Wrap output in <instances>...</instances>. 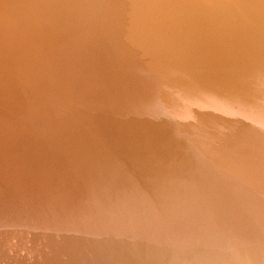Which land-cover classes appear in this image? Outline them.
I'll list each match as a JSON object with an SVG mask.
<instances>
[{"label": "bare ground", "instance_id": "bare-ground-1", "mask_svg": "<svg viewBox=\"0 0 264 264\" xmlns=\"http://www.w3.org/2000/svg\"><path fill=\"white\" fill-rule=\"evenodd\" d=\"M62 1H63V3H62ZM69 1H71V0H0V264H47V262H48V264H56L53 262L54 260H52V258H51L53 255L48 256L46 252H44V253L39 252V249L41 247V245H39L40 244L39 238L41 239V234L44 236L47 235V237L50 235V239H51V236H54V239L58 237L59 239H57V241L60 240L63 243H65L67 246H69L70 251L69 250L67 251L68 247H66V248L64 247L65 249L63 248L61 250V248H58V246H56L54 244L53 240H48L49 241L48 243L50 245H52V247L53 246L55 248L57 247L56 249L58 251L61 250L59 252V255H61L63 258H65L68 262L73 260L76 263L77 262L76 260L78 258V260H80L79 261L80 263H85V264H88V263L89 264H134V263L138 264L137 260L140 257H142L143 254L146 253L144 250L148 251V245L144 244V246L141 247L140 244L138 243V241L134 238V234L132 232L135 230L134 228H137L138 224L140 223L139 215L140 216H141V214L143 216L147 215V212H148L147 208H148L149 202L147 203V201H148L147 197L145 196V193L142 192L144 190L141 188L142 191H140V190L138 191V189H136V187H135L136 186L134 184L135 181L133 182V179L131 177L132 175L130 174V172L128 170L129 168H127V165H126L125 159H128L127 156L125 157V159H124V157L122 158L121 156L119 157L120 159L117 157L118 156L117 151H118V154H119V152L123 153L122 147L124 145H127L129 142H130V144L136 143L137 141L132 140L133 142H131L130 136H127V134L124 133L123 128H122L123 134H125L124 136H127L125 138L129 139L127 144H125L126 141H125L124 145L121 144L123 142V140L125 139V138L123 139L122 136H120L122 139V141L120 139V141H121L120 144H119V142H117L118 140H116L115 137L113 140L110 138L115 134L114 130H116V128H114V130H113V127H112L113 125L110 126V124H114L115 122L118 121L116 119L117 121H115L114 123H111V121H112L111 119H114V118L110 117V119H108V115H110V113L112 112V111H110V108H108V107L109 106L111 107L112 104L108 105V107L106 108V104L102 103L103 105L105 104V108L109 109V111H110V113H108V115L106 114L105 117L107 118L106 120H108V121L110 120V122H108L109 126H107V127L108 128L111 127L113 130L112 132H114V134L112 132L111 133L109 132V131H111V129L109 130L108 128H105V130L108 129L109 131L108 130L107 131L110 134H112V136H109L110 134H108V136H109L108 137L107 133L104 132L105 130L102 129V127H101V129L100 128L96 129L98 126L96 125L97 126L96 127L95 124H98V122L100 120L103 122L105 127L107 125L106 122L104 123V121H103L105 119L103 114L100 113L101 115H103V118L100 115L103 120L100 119L98 116H96L99 119L95 118L98 120V122L94 121V122H96L93 126L95 128H92V126L89 122H88V124H89L88 125L84 121L85 116H83L84 117V119H83V117H81L80 114L78 113V109L81 107V110H82L83 107H85L84 109L88 110V107L90 106L89 104L93 105V103L95 101L92 103L90 101V103L87 105L88 107L85 106L86 104L83 105L84 103H82V102H86V101L85 100L82 101L83 96L81 97V95L86 96V94H84L85 92L83 91L84 87L81 88V86L78 84V83H80L79 81L81 78H79V81H75L78 83L74 82L75 83L74 84L70 80L71 79L70 73H68V75H66L67 74L66 73L65 76H66V78L68 76L70 77V79H68L69 77L67 79H68V81L69 80L71 81V84L73 83L74 86L76 84L79 85V87H78L79 89H77L79 94H76V92H74L75 95L72 96L69 93L70 92V88H69L70 86H67L69 88V89H67V90H69L68 91L69 94H67L66 93L67 91L66 90L63 91L62 90L63 87L61 86V89H59V90H62L66 95L61 96L58 93L60 95V97H57L59 95H57V94H56V96L50 95L49 93L45 92L44 87L41 85L42 81L40 82L39 78L35 76V74L40 73L39 70H41V66H40V68H38L36 66V61H39L38 59L41 58L40 57V55H42L41 53L44 52V55H46L49 52V50H53L55 52V51H59L61 49V47H60L61 45L60 46L58 45L60 47V49L58 48L59 50L53 49V47L54 48L57 47L55 43H54L55 46H53V43L50 41L53 38V34L55 36H56V34H59V33L62 34L70 28L76 30L78 27L77 25L78 24L83 25V22L85 21V19L89 20V18L93 19L95 17V14L94 15L92 14L93 12L98 13L99 10L102 11L104 9V8L103 9L101 8L104 0H85L86 5L84 3L83 8L85 10H87V12L88 11L89 12L86 15H78V16H76L77 14L74 13L73 16H76L77 20L79 19V17L82 16V18H81L82 20L80 22H75L76 17H75V19H73L74 17L72 16V14H70L71 18H70V16L68 18L69 9L71 8V6H69L70 5ZM77 1L79 2V0H77ZM149 1H150V3L148 2V0H144V3H145L144 7L145 8L143 7V9H142V15L143 14L148 15V12L151 11L150 14H152V17H155V15L156 16L158 15V17L159 16L162 17L163 21L167 22L168 25L169 24L171 25L172 21L176 22L178 20L177 21V27H179V28H175L176 33L178 34L177 35L178 37L175 36L177 38V39L175 38L176 39L175 43L177 44L175 49H177V50L175 52V51H173L175 49H171V51H173V53H169V50L165 51L164 49L163 50L161 49L163 47L165 48V47L169 46L168 42L172 41V40H169L168 37H166V39L168 38L167 44H166V41L163 43V41H164L163 40L162 41L163 44L157 45L158 50H156L157 51L156 53H158V54L155 53L154 47L151 46L149 43L147 44V42H146V44H143V45H145V47L148 49V61H150L149 63L152 62L153 64H155L158 67L156 68V66H155L156 70H151V69H154L152 67V65H151L152 63H151L150 67H152V68H148L149 65L144 66L145 68L140 65L138 67V69L142 67L145 69L144 71L150 70V72L153 71L154 73H156L155 71H158V70L160 71V68L158 65L160 62L159 55H162L161 57H163V58L166 57L165 61H166L167 66L165 68L168 69L167 67H170V70L173 71L174 75L175 74L178 75L176 78V82H178V85H179V81L187 82L189 79H192V78L194 79L196 77L198 80L202 79V81H201V84H202V82H204V79H205L204 77L206 76L207 72H208V75H207L208 77H210V75H212L211 74L212 71H213L212 73L215 72L216 74L220 75V72H218L219 69L216 70L213 68L210 71V73H209L208 69L209 68L211 69L213 67V65L217 66V63L218 64L221 63V65H223L222 72L224 70L226 71L224 76H227V77H225V78L229 77L231 79L230 80L229 78L228 79L224 78L225 83H226L225 85L227 86V90H228L227 95L228 94L230 95V90H231L230 86L231 85H233L235 82H237L240 79L243 82L245 81L247 86L243 90V92H245L244 94H245L246 98L245 97L244 98L246 100H248V103L244 102L241 104L242 106H244V108H243V111L240 110V112L244 113L243 116H244V119L246 120V123L251 125V126H249V132L252 130V136L254 138H257V141L254 140L255 144L260 145L262 148H264V104H262L260 102L261 107L263 106L262 111H258V113H256V109H255L256 96L259 95V93H261L264 96V0H149ZM73 3L71 2V4H73ZM108 3L109 4H107L105 12L103 11V16H102V12H100L101 17L106 18V17L110 16L112 13H114V15L111 16L112 18H114V16L117 17L118 12H119V11H117V8L119 7V4H120L119 0H111L110 2L108 0ZM129 4H131V3H129ZM75 7H76V5H75ZM73 8H74V6H73ZM120 8H121V6H120ZM73 10H74L73 12H75V9H73ZM122 10H125V9L123 8ZM79 11H80V9H79ZM122 13H124V12H121V14ZM81 14H82V12H81ZM83 14H84V12H83ZM70 19H71V21L69 22L68 20H70ZM152 19L154 20V18H152ZM110 20L112 21V19H110ZM153 20H150V21H153ZM148 21H149L148 18L147 19L144 18V22H143L144 23V29H145L144 31H146V32L149 31V33H150L153 30V28L148 29ZM88 22H91V21L89 20ZM130 22H132V21H130ZM115 23H117V22H115ZM158 23H159V21H158ZM120 24L118 22L117 26L113 25L110 32H108L109 29H107L106 26H105V29L107 32H105V33L101 34V32H99L98 29L96 30L98 32L94 31L97 34L98 33L101 34V35L99 34L101 36L100 37L96 33H94L96 36L100 37V40L97 39L99 42H97V40H96L97 44L95 43V41H93V43H91L90 41L95 39V36H93L94 38L91 37L92 40L89 41L90 43H88V42L87 43H88V45L95 43L96 49L93 48L92 50H97L96 52H98L99 55L97 54L98 55V57H97V55L95 54L96 52H93L95 54V56L94 55L92 56V58L93 57L94 58L89 60V64L93 63L92 66H94V63L97 64L98 62H102L103 64H99V68L102 65H104L106 68H108L110 66L107 67V65L109 62H111V60L112 61L114 60L116 63L117 62L120 63L122 57H126V54L129 55V58L131 56L132 57L134 56L135 53L132 52L134 50V47L132 48V45H136V41H135L136 39L133 37V36H135V34L130 33L128 31V30H130L129 28H128V30H127V28H121V27H124L125 25L123 26L122 24L121 25ZM102 29H104V28H101V30ZM47 31L50 32L49 37L47 36L48 35ZM53 31H54V33H53ZM70 33H71V31H70ZM68 34H67V37H70L71 35L68 36ZM136 34H138V33H136ZM175 34H173V35H175ZM107 36H111V37L109 38ZM56 37H55V39H56ZM67 37H65V39H67ZM87 38H85V39L87 40ZM89 38H90V36H89ZM108 38L110 40H112L109 43L107 42V41H109ZM154 38H155L154 40H157V36ZM57 39H58V37H57ZM85 39H84V41H81L82 43L79 42L80 40L76 43H74L72 41L71 43H69L70 45L68 44L69 46H65V48L68 47L69 50H73L74 51L73 53L71 51L68 52L69 51L68 48L66 50H65V48H62L65 51L63 50V52H61V54L59 55L60 60H62V62H64V60L66 58L67 64H68V60L69 59L71 60L72 57L74 58V53H75V55L77 54L75 52V49H77V48L80 49L82 46H84V44L86 43ZM171 39H172V37H171ZM67 40L70 41L71 38H70V40H69V38ZM64 42L66 44V40H64ZM106 42H107V44H106ZM57 44H59V43L57 42ZM137 45H140V44H137ZM137 45H136V50H137ZM71 47H74L75 49H73ZM87 47H89V46H87ZM87 47H86V49H88ZM173 47H174V45H173ZM138 48H140V47H138ZM146 48L144 49L145 53L147 52ZM83 49H82V55L85 53V52L83 53ZM188 49L189 50L191 49V50L188 51ZM53 51H50V52H53ZM76 51L78 52V50H76ZM139 51H141V50H139ZM123 52H124L125 56H123ZM56 53H59V52H56ZM56 53H54V54H56ZM80 53H81V51H80ZM121 53H122V55H121ZM131 53H133V55H131ZM141 53H143V52H141ZM141 53H139V55H138V52H137L136 54L140 57V55L142 56ZM145 53H143V58L141 57V59H144ZM88 54L89 53H87L86 55H88ZM86 55H84V56L80 55L81 56L80 60H79L80 56L78 57V55H76L77 61L86 60L88 62L89 55H88V57ZM91 55L92 54H90V56ZM128 55H127V57H128ZM194 55L195 56L197 55L200 57H198V58L195 57V59H193L194 57H192V56H194ZM55 56H57V54ZM55 56H53V57H55ZM84 57L85 58L87 57V58L84 59ZM134 58H132V59L130 58V59L136 60L138 57L136 59H134ZM54 59H52V60H54ZM130 59L128 61H130ZM211 59L213 61H215V64H213V61H209ZM40 60H42V59H40ZM47 60H49V59L47 58ZM123 60L125 61V63H127L126 58H123L122 62H123ZM54 61H56V60H54ZM77 61L73 60V63H76ZM86 61L85 62L81 61L85 72L81 68L80 69L82 70V72H80L81 70L79 69V65H78V63H80V62L76 63L77 64L76 66H78V67H76L77 70L74 69L75 67L73 68V66H75V65H73V66L68 65V66H70L72 68L71 70L73 72L74 71L76 72L77 77L79 76V75H77V74H79V72L81 74L84 72L83 74L86 75V77H84V78L87 79L89 77L88 73H90V71H92V70L94 71V69L90 70L92 68L91 65H88V66L84 65V63L86 64ZM137 61L139 62V58ZM146 61H147V59H146ZM48 62H47V64H48ZM122 62H121V65L124 64ZM42 63H43V61H42ZM59 63H60V61H59ZM59 63L57 62L56 64H59ZM71 63L72 62H70V64ZM112 63H113V65H115L114 62H112ZM112 63H111V66H112ZM128 63H127V65H128ZM139 63L140 64L143 63L145 65L148 62L145 63L143 60L142 63L141 62H139ZM139 63L136 66L134 65L136 67V69H134L135 67L133 66L134 70H138L137 66L139 65ZM37 64H38V62H37ZM47 64L45 66H47ZM56 64L54 66H56ZM133 64H136V62L135 63L133 62ZM242 64H244V66H246L244 68V70L247 73L243 72V74L238 75L239 74L238 70H235L234 68L237 66H240ZM42 65H44V64H42ZM59 65L65 66V64L63 65L62 63ZM129 65H132V64L129 63ZM49 66H50V64H49ZM104 66H102V67H104ZM117 66H120V65H117ZM56 67H58V65ZM70 67L69 68L66 67V69L67 68L70 69ZM80 67H81V65H80ZM95 67H98V65L97 66L95 65ZM102 67L100 68L102 71L97 70L98 71V73H97L96 72L97 68H96L95 72L97 74H99V73L102 74L101 72H103V74H105L106 71L105 72L103 71V69L105 70V67L103 69H102ZM125 67H127V66H125ZM59 68H61V67H59ZM110 68L113 69L114 67L113 68L110 67ZM129 68L130 67H128V69ZM78 69H79V72L77 73ZM87 69L90 71L87 72L88 71ZM61 70H62L61 71L62 74L67 71V70H65V68L64 69L62 68ZM71 70H68V72L69 71L71 72ZM132 70H129V71L132 72ZM46 71H48V70H46ZM57 71H58V68H57ZM59 71H60V69H59ZM93 71H92V73H93ZM119 71H121L120 67H119ZM119 71L117 70V72H119ZM123 71L124 72L127 71V68L124 70V67H123ZM141 71H143V70H141ZM161 71H162V69H161ZM53 72H54V70H53ZM108 72H109V70H108ZM111 72L113 73L112 70H111ZM150 72H147V73L150 74ZM179 72L180 73L186 72L187 74H189V75H187V76H190L189 79H187V76L185 74H184V76H186V77L181 76L182 74H179ZM92 73L90 74L91 76H92ZM96 73H93V74H96ZM134 73H137V72L134 71ZM140 73H138V76ZM154 73H152L151 75H153ZM159 73L161 74V72H159ZM58 74L62 75L59 72H58ZM115 74L116 73L114 71L113 75H115ZM143 74H145V72ZM197 74H199V75H197ZM31 75H32V77H31ZM72 75H75V73L71 72V76ZM85 75H83V76H85ZM113 75H111V76H113ZM117 75H119V74H117ZM126 75L123 77L121 76V77L124 78V77H126ZM131 75H133V73H131ZM38 76H39V74H38ZM65 76H63V77H65ZM81 76H79V77H81ZM83 76H82V78H83ZM91 76H90V78L94 79V78H97L99 75H96V77H91ZM100 76L102 77L103 75H100ZM144 76H146V75H143V77ZM150 76H149V79H150ZM155 76H156V74H155ZM155 76L153 75L154 78H155ZM63 77H61V78L63 79ZM115 77H116V75H115ZM53 78H55V76H53ZM74 78H72L73 81L78 79V78H76V79H74ZM127 78L128 77H126V79ZM129 78L131 79L130 76H129ZM134 78H136V77H134ZM141 78H142V76H141ZM157 78H159V77L157 76ZM45 79H47V77H45ZM67 79H65V81ZM101 79H103V78H101ZM101 79L99 81H102ZM105 79H107V77ZM108 79H110V81L113 80V82H114L115 78L111 79L110 77H108ZM126 79H123V80L127 84V82L129 80L128 79L126 80ZM145 79H148V76ZM165 79H167V78H164V80ZM193 79H192V81H193ZM55 80H56V78H55ZM168 80H169V78H168ZM50 81H53V80L50 79ZM50 81H48V82H50ZM60 81L57 80V83H60V84L65 83V85L64 84L63 85L66 88V82H63L64 80H62L63 83H61ZM70 81H69V83H70ZM85 81L87 83V80H85ZM96 81H98V80H96ZM136 81H137V79H136ZM141 81L139 82V86L142 84ZM147 81H150V80H147ZM46 82H47V80H46ZM115 82H116V80H115ZM117 82H118V79H117ZM129 82H131V81H129ZM133 82H131V83H133ZM137 82H134V83H137ZM176 82H175V84H174V81L172 82L174 88H177V86H178V85H176ZM194 82H195V80H194ZM69 83L67 82V85H69ZM82 83H84V81H82ZM86 83H84V84L88 86V84H86ZM92 83L94 84V82H92ZM97 83H99V82H97ZM144 83L147 86L146 81ZM153 83L154 82L149 84V82H148V84L150 85V87H149L150 89L151 88L153 89V87H152V86H154V85H152ZM162 83H165V82H162ZM162 83L160 82V84H162ZM60 84L56 85V81H55L56 86H60ZM84 84H83V86H84ZM100 84H102V83L100 82ZM156 84H159V82H156ZM156 84L154 87L157 86ZM201 84H200V86H201ZM95 85H93V86H95ZM106 85H109V84H106V81H105V86ZM119 85H120V87L123 85V88H125L124 87L125 84L122 83V85L121 84H119ZM127 85H128V87H130L129 84H127ZM137 85H138V83H137ZM142 85H144V84H142ZM164 85H161L162 90L164 88L163 87ZM180 85H182V84H180ZM89 86H91V84H89ZM97 86H98V84H97ZM100 86H102V85H100ZM113 86H115V84ZM134 86L131 85V87H134ZM191 86H189V87H191ZM200 86H199V88L197 87L196 90H194V88H191V90H189V93H188L189 99L193 100V101L197 100L200 102L201 101L207 102V99L205 97L199 98V96H201L199 93V91L201 90ZM46 87H48V86H46ZM120 87H118V88H120ZM135 87L132 90H134ZM168 87L169 86H167V88ZM85 88H87V87H85ZM103 88H105V87H103ZM116 88L117 87H115V89ZM123 88H121V89H123ZM144 88H146V87H144ZM144 88H143V90H145ZM147 88H148V86H147ZM49 89H51V88H49ZM80 89H82V90H80ZM100 89H102V88H100ZM150 89L145 90V92H147V91L150 92L152 90V89L151 90ZM156 89L157 88L153 89L155 91V93H157ZM165 89H166V87L164 88V90ZM75 90H76V88H75ZM92 90L94 91V88ZM126 90L128 91L127 88H126ZM53 91L55 93H57L56 90H53ZM71 91L73 93L74 90H71ZM96 91L98 93V89H96ZM123 91H124V89H123ZM123 91H122V93H123ZM141 91L142 90L140 89V92ZM168 91H166V92H168ZM135 92H137V90ZM140 92L138 94H140ZM179 92H182V90H180ZM92 93H94V92H92ZM125 93H126V91H125ZM125 93L123 95H125ZM155 93H152V94H155ZM162 93H164V91ZM88 94L90 96L91 90L89 91ZM95 94H93V95H95ZM103 94H104V92L102 93V95ZM109 94H111V92L108 93V96L105 95L106 96L105 99H107V97L109 98V96L112 95V94L111 95H109ZM126 94L130 95L129 91ZM134 94H136V93H134ZM138 94H136L133 98H136L138 100L139 99ZM145 94L146 93H144L142 95L144 96ZM150 94H151V92L149 93V96H150ZM158 94H159V92H158ZM177 94H178V92H177ZM99 95L101 96V99L105 97L104 95L103 96L101 94H99ZM131 95H133V94H131ZM168 95H170L169 92H168ZM76 96H77L78 100L76 99ZM89 96H87V98H90ZM114 96L115 95H113L112 97L115 100L122 99V97L119 98V96H120L119 94H118V98H115ZM143 96L140 98H143ZM147 96L148 95H146V99L149 98V96L148 97ZM170 96L169 97L167 96L169 98V101H171V98H173L172 96L170 98ZM175 96L178 97L177 95H175ZM72 97L75 98L76 101H75V99H72ZM112 97H111L112 102H110V103L116 102L115 100H113ZM130 97H132V96H130ZM154 97H155V95H154ZM84 98H86V97H84ZM94 98H95V96H94ZM150 98H152V99H149V100L147 99V101H151V103L154 102V101L152 102L153 99L156 100L155 98H153V96ZM168 98H167V100L165 99V101H168ZM96 99H97V97H96ZM99 99H97L96 101H98ZM127 99H129V98L127 97ZM173 99H175L176 101L179 100V98L178 99L173 98ZM173 99H172V101H173ZM222 99H224V101L226 102V99L224 97ZM103 100H101L100 102H102ZM132 100L133 99H131V101ZM139 100H141V99H139ZM105 101H107V100H105ZM126 101L127 100H125V102ZM129 101H130V99H129ZM144 101L145 100H143V102ZM119 102H121V101H119ZM132 102H134V101H132ZM132 102H131V104H132ZM137 102H139V101H137ZM163 102H164V100H163ZM171 102H164V103L169 104ZM212 102H213V100H212ZM225 102H224V105L226 104ZM59 103L70 106L71 108L70 107L69 108L72 111L74 110L73 114H72V112H71V114H68V113L63 114V112L61 111L63 109L59 106ZM86 103H88V101ZM95 103H96V106L93 105V107H99L100 106L99 101L95 102ZM98 103H99V106H97ZM128 103H130V102H128ZM136 103L134 104V106L136 105ZM141 103L142 102L140 101L139 104H141ZM173 103H175V101ZM173 103H172L173 106L171 104H169V105H171L170 108L171 107L174 108V106H176L177 103H179V102L175 103V105ZM181 103H183V102L181 101ZM77 104H78L79 108H77L78 107ZM107 104H109V103H107ZM115 104L118 105V103H115ZM139 104H137L138 108H139ZM144 104H145L144 106H147L149 104V102L147 105H146V103H144ZM161 104H160V106H161ZM103 105H102V107H103ZM124 105H127V104L124 103ZM132 106L133 105H131V107H129V105H128V107L130 109L132 108ZM151 106L152 105L150 104L149 108L152 110L153 106H152V108H151ZM183 106H185V105H183ZM100 107L97 109L98 112H99V109H102ZM124 107L127 108V106H124ZM177 107H179V109H180L179 104ZM90 108H91V106H90ZM149 108H146V110H149ZM170 108L168 110H170ZM188 108H190V107H188ZM233 108H234V112H233L234 114L233 113H232L233 115L230 114L229 118L226 121H224V123L228 121L227 124H228L231 132H233L235 130L234 126H233V122L236 121V118H240V116H239V109L240 108L238 109V107L236 105H234ZM235 108L238 110L235 111ZM115 109H117V108L115 107ZM115 109H114V112H115ZM119 109H120V106H119L118 110ZM121 109H122V107H121ZM144 109H145V107H143V110ZM179 109H178V112L180 111ZM93 110L94 109H92V111ZM97 110H96V112H97ZM134 110H137V109L134 108ZM161 110L158 109L156 111L161 112ZM168 110H167V112L169 115ZM187 110H189V109H187ZM187 110H185V111L187 112ZM209 110H210V108H209ZM92 111H90V112H92ZM122 111L126 112L127 110L125 111L122 109ZM176 111L177 110H175L174 115L177 114V116H178V113H176ZM75 112H77L78 114H75ZM90 112L87 113L88 115H86V116L89 117L90 116L89 114H92ZM116 112H117V110H116ZM128 112H130V110ZM142 112L144 113V111H142ZM165 112L166 111H164V114H166ZM171 112L173 113V111H171ZM186 112H185V114H186ZM211 112L212 111H210V113ZM83 113H84V111H83ZM93 113H95V112H93ZM119 113H120V110L116 115L117 116L120 115ZM135 113H136V111H135ZM139 113H140V111H139ZM179 113L182 114L181 111ZM190 113H192V112H190ZM200 113H201V111H200ZM121 114L123 115V113H121ZM150 114L151 113H149L148 115H150ZM152 114H153V111H152ZM181 114H179V115H181ZM81 115H85V114H81ZM94 115L95 114H93V116ZM98 115H99V113H98ZM111 115H112V113H111ZM126 115L127 114H125V116L123 115L124 118L126 117ZM132 115H134V117H135V114H132ZM154 115H156V114H154ZM158 115H160V113H158L155 117L157 118ZM161 115H162V113H161ZM128 116H127V118H128ZM150 116H152V115H150ZM162 116H161V118H162ZM165 116H164V120L166 119ZM129 117H130V121H131V116H129ZM139 117H138L139 122H141L142 120H144V118H146V117H144V118L142 117L143 119L141 120ZM171 117H172V115H171ZM260 117L263 118L262 122H259V120H257ZM177 118L173 117L174 120L175 119L177 120ZM89 119H90V117H89ZM121 119L122 118H120L119 121ZM138 119H137V122H138ZM149 119L151 120L152 117H150ZM168 119H170V118L167 117V120ZM188 119H189V116H188ZM92 120L93 119H91V122H92ZM153 120H155V119H153ZM170 120L168 122H170ZM184 120L185 119L181 120V122H184V123L188 122L187 120L186 121H184ZM101 121L99 122V124L101 123ZM127 121H129V120L127 119ZM132 121H133V118H132ZM158 121H160V123L158 122L159 125L156 124L157 123L156 121L154 122L157 125L156 130L152 129L153 131L155 130L154 132H156L158 130L160 131L158 126H160V125L162 126V123L164 124L163 120L160 119ZM161 121H163V122L161 123ZM179 121H180V119H179ZM69 122H71V123H69ZM121 122L124 123V121H122V120H121ZM137 122H136V125L139 123V122L138 123ZM145 122H147V121L145 120ZM237 122L238 121H236V123ZM131 123L129 125H131ZM154 123L152 121H151V123L149 122V124H152V126ZM119 124H121L123 126L122 123H119ZM166 124H167V121H166ZM166 124H164V126H166ZM209 124H211V123H209ZM100 125H102V123ZM124 125L127 126V124H124ZM142 125H144V124L142 123ZM120 126H119V128H120ZM125 126H123V127L125 128ZM134 126H135V123L132 127H134ZM144 126L148 127V128L145 127L147 130L150 128V126H148L146 124ZM144 126L140 127V125H139L138 127H140V128H137L135 130V132L141 128H142V131L144 132L145 131V130H143ZM167 126H166V128H167ZM182 126L183 125H181V127ZM116 127H117V125H116ZM188 127L185 126V130ZM190 127H191V125H190ZM194 127L195 126H193V128ZM199 127H200V125H199ZM231 127H233V128H231ZM240 127H241V129L239 130L240 132L237 135L239 137L243 136L244 138H247L246 134H245L247 127L246 128L244 126H240ZM126 128H128V127H126ZM135 128H136V126H135ZM176 128H177V126H176ZM200 128L198 129L197 132L200 131ZM191 129H192V127H191ZM191 129H190V131H191ZM163 130H165V129H163ZM179 130H181V129H179ZM185 130H184V132H185ZM196 130H197V128H196ZM196 130L193 132H196ZM119 131H121V129ZM122 131H121V133H122ZM127 131H129V133H130V127ZM135 132L134 133L132 132V133L135 134ZM154 132H152L150 134V136ZM161 132H163V131H161ZM166 132H168L167 129H166ZM170 132H171V130H170ZM181 132L183 135H186V134H184V132L182 130H181ZM146 133H149V131H147ZM177 133H178V130H177ZM117 134H118V132H117ZM165 134H169V133H165ZM154 135L155 134H153V136H151V137H154L153 140H155V139L157 140V138H155L156 136H154ZM163 135H164V133H163ZM179 135H177V136H179ZM188 135L190 136V134H188ZM142 136H140L139 139L143 138ZM174 136H176V134L173 135V137ZM117 137H119V134H118V136H116V138ZM160 137H161V135H160ZM160 137H158V138H160ZM186 137H187V135H186ZM145 138H146V135H145ZM162 138H161V140L163 142L161 141V143L164 144L168 138L169 139L171 138V136L170 137L168 136L167 139L164 138L165 141ZM127 139H125V140H127ZM150 139H152V138H150ZM153 140H152V142L156 141V140L155 141H153ZM158 140H160V139H158ZM197 140L198 139H195L196 142H197ZM142 141H144V140H142ZM170 142L172 143L171 139H170ZM196 142L195 143L192 142V143L196 145ZM138 143L141 144V141L139 140ZM138 143H137V146H140V145H138ZM173 143H174V140H173ZM177 143H178V141H177ZM144 144L147 145V143H144ZM149 144L152 145V143H150V140H149ZM158 144H153L154 145L153 147L155 148V145L158 146ZM244 144H246V143H244ZM121 145H123V146L121 147ZM133 145H135V144H133ZM133 145H132V147H133ZM179 145H180V143H179ZM167 146H169V145L167 144ZM198 146H199V144H198ZM125 147L126 146L123 147V150L126 151L124 155H126V154L128 155V152H127L128 148H125ZM182 147L183 148L185 147L184 144ZM246 147L248 149H250L251 144L247 145ZM159 148H158V150H159ZM161 148H163V146ZM161 148H160V150H162ZM169 148H171V146ZM178 148H179V146H178ZM144 149H145V147H144ZM150 149L151 150L153 149L152 146L150 147ZM155 149H157V147ZM129 150H130V148H129ZM132 150H135V149H132ZM145 150H144V155L147 153V151L145 153ZM223 150H224L223 152L226 151L225 149H223ZM135 151H137V150H135ZM164 152L166 153L165 155H168L167 151H163V153ZM169 152H172V151H169ZM176 152H175V154H176ZM129 153H131V151H129ZM135 153H137V152H135ZM135 153H134V155H135ZM140 154L141 153H139V154L137 153L136 155H138V157H140L139 156ZM154 154L156 156L155 152H154ZM160 154H162V152H160ZM65 155L69 156V159H68V157L65 158L66 157ZM144 155H142V156H144ZM165 155L164 156L162 155L163 158L165 157ZM148 156H149V159H146V160H151V159L156 160L155 158H157V160H158L159 158L162 157V156L158 155L155 158L154 157L151 158L152 157L151 153L148 154ZM148 156H146V158ZM130 157H131V155H130ZM167 157H169V156H167ZM132 158H133V156H132ZM163 158H161L159 160L162 161ZM66 159H68V160H66ZM142 159L143 158H141V160ZM178 159H180V158H178ZM132 160H129V161L132 162ZM146 160H145V164H147V166L149 164L150 165L154 164L153 162L150 163V161H146ZM133 161H135V162H133L132 164H134V163L137 164L136 160H133ZM206 161L211 164L210 167H212L213 170H215V171L217 170L215 172L216 177H217L216 182L218 183V185L221 186L220 190H219L220 186L218 187V185L216 186V187H218L217 191L212 190V191H215V192H212L215 194L214 196L210 195V192L212 189L211 188L208 195L212 196V198L210 200L208 195H207V198H209L210 201L214 202V204L211 203V205H213L214 207H215V205L217 206L218 203H219L218 207L219 206L221 207L220 202L222 200H226L227 198H231L229 196V195H231L230 192H229V194H226L227 197L224 195V197H226V198L223 197V194H225V192L222 191V188H225L228 190V188L231 187L230 190H233L232 188L235 187L236 184L239 185V181L237 180L236 181L237 183L234 181V179H235V177H233V175L235 174V171L233 170L234 168L230 169L227 166L226 162H228V161H226V159H222V158L219 159V161H217L216 165H213L212 161H208V160H206ZM157 163H159V162L156 161L155 164H157ZM170 163L174 165L173 162H170ZM145 164H143V165L140 164V165L144 167ZM163 165H165V163H163ZM170 166L171 165L168 164V166H167L168 169L170 168ZM206 166L208 169V165H206ZM136 167L135 168L137 170H139L140 166H139V168H138V166H136ZM175 167H176V165H175ZM153 168H154V166H153ZM153 168L150 169V167H149L148 170L149 169L152 170ZM158 168L160 169V167H157V165H156L154 169L158 170ZM162 168H163V169H161L162 173L164 171L166 172L168 170V169L165 170L164 166ZM172 168H174V167H172ZM140 169L142 170V168H140ZM170 169H169V171H170ZM43 170L50 171V172L44 173ZM141 170H139V171H141ZM156 171L155 170L152 171V172H155L154 173L155 177L157 175H158L157 177H160L161 174L159 175V170H158L157 175H156ZM174 172H176V171L173 170V174H172L173 176L175 174H177L175 176L179 175L178 170L175 174H174ZM210 172H211V170H210ZM164 173H163V175L167 174V172L165 174ZM171 173H172V171H171ZM201 174L203 175V179H201V180L204 181L203 183L205 185V186H203V184H202V186L205 187V188H203V189H205L203 192H205L207 189H209V187L212 186V184H211L210 179L209 180L207 179V177H206L207 174H204V173H201ZM16 175H18V176H16ZM163 175H161V176H163ZM166 176L168 179H171V180H168L169 184H170V181L172 182V180H174L173 178L175 177L174 176L172 178L171 177L169 178L168 175H166ZM36 177H38V178H36ZM152 178H154V177H152ZM197 178H198V176H197ZM24 180H26V182L28 181V183H27L28 185L25 183ZM196 180L198 182L201 181L200 179L199 180L196 179ZM9 181L11 182V186H13L14 188L16 187V189L14 191H10V189H11L10 188V189H8L10 192H6L5 191L7 189L6 187H8V185L10 186ZM175 181L176 180H174V182ZM183 181H181L182 184H183ZM197 181H194V182H197ZM177 182L179 183L178 179H177ZM181 182H180V186H182ZM6 183H8L7 186L5 185ZM30 183H33V184L35 183L34 184L35 187L32 186L33 184L30 185ZM166 183L168 184V182H166ZM185 183L187 186H185ZM199 183L201 184L202 182H199ZM58 184H60V187L57 186ZM195 184L197 185L198 183H195ZM138 186H140V185H138ZM184 186L189 187V185L185 181H184V184L182 187H184ZM202 186H200V187L202 188ZM25 187H26V189H25ZM57 187H59V188H57ZM196 188H197V186H196ZM189 189H192V187H190ZM236 189H238V186L236 187ZM11 190H13V189H11ZM66 191H67V197L68 198L65 196L67 199L65 197H63V199L64 200L69 199V201L67 204L65 203L63 205V203L66 202V200L65 201L63 200L64 202L62 203V199L60 198L61 197L60 193L62 194ZM192 191L193 190H191V192ZM221 191L223 194L221 193ZM262 191H264V190L262 189ZM198 192L199 191H196L197 194H198ZM233 192H235V191L233 190ZM205 194H207V193H205ZM257 194H259V193H257ZM59 195H60V197H59ZM236 196H238L240 198L244 197L243 195L242 196L239 195L238 190L236 192ZM260 196H262V195H260ZM198 197L200 200V195ZM59 198L61 199V202L59 201ZM202 198H205V199L203 200ZM202 198H201L202 201H200L201 204L203 201H207L206 195L203 196ZM179 200H180V197H179ZM209 200H208V202H209ZM241 201L243 203L245 202V204L247 206V210L244 212H240V210H236L239 212V214L242 218L238 214H236V211H234L235 212L234 214L237 215L238 218L242 219L240 221H243V218H244V220L250 222L255 229V230L253 229L252 232H258V233H262L264 235V207L258 206L259 204H257V202L255 204L252 203L254 200L253 201L252 200L246 201V199L242 198ZM249 201H252V202H249ZM197 202H198V199H197ZM224 202H221V204L224 205ZM234 202H235V200H234ZM198 204H197V206L201 207L199 202H198ZM202 205H203L202 207H204V208H202V212H203V209H205L206 207L204 206V204H202ZM209 205H210V203H209ZM228 205H229V203H228ZM242 205L243 204H241V206ZM210 206H209V209H207L209 211H210ZM200 207H199V209H200ZM213 208L211 206V210H213V211H210L211 212V214H209L210 216L211 215L213 216V214H212L213 212L216 213V211H214ZM237 208H238V206H237ZM243 208L245 209L246 207L244 206ZM226 209H227V206H226ZM240 209H242V208H240ZM184 210H186V209H184ZM204 211L206 213V210H204ZM241 211H243V210H241ZM145 212H146V214H145ZM220 212L221 211H219V213ZM221 213H223V212H221ZM227 214L230 217V220L232 219L233 221H235L234 220L235 218H233V216H235V215L233 213H232L233 214L232 215V214L228 213V210H227ZM206 215H207V213H206ZM214 216H216V214ZM223 216L226 217L225 214ZM205 217H207V216H205ZM211 217H210V221H208V222H211V221L213 222V220L217 218V217L216 218L212 217L213 218L212 219ZM225 217H224V219H225ZM208 219H209V217H208ZM167 220H168V222L174 221L172 218H168ZM214 221H215V223L217 222L216 220H214ZM233 221L230 223L234 224ZM237 222H239V221H237ZM218 223H219V221H218ZM243 223H244V221H243ZM171 224L173 226H175L174 222H172ZM209 224H213V223H209ZM227 224H228V222H227ZM240 224H242V223H240ZM240 224L237 223V225H240ZM215 225L217 226V224H215ZM237 225H235V227ZM212 226H214V225H212ZM246 226H247V224H246ZM208 227H209V225H208ZM219 227H220V225H219ZM242 228H244V226ZM221 229L223 230V232L226 230L223 228H221ZM229 229L230 228H228V230ZM228 230H226V232H228ZM230 230H232V229H230ZM230 230H229V232H230ZM99 232H101V233H99ZM236 232L233 229V231L231 232V236L234 238L237 237V235L235 236V234L240 232V229L238 230L237 233ZM232 233H235L234 236ZM249 234L253 235V237H257L254 234H251L250 232H249ZM226 236L227 235H225L224 237H226ZM63 237H64V239H62ZM228 237H226V238H228ZM239 237H241V236H239ZM247 237L245 236L244 239H245L246 244L248 245L249 243H247V241H246ZM253 237H252V239H253ZM234 238H233V240L232 239L231 240L234 242L238 241V240L235 241L236 238L235 239ZM241 238H240V240H241ZM249 238L250 237H248V239ZM222 239H223V237H222ZM257 239L258 238H256L255 242H258ZM231 240L229 239L227 241H229V244L232 246H230L229 244L226 246V244H225V248H227L228 246H230V248L233 247V242H232V244L230 243ZM243 240H241V241H243ZM254 240H252V242H254ZM41 242H42V240H41ZM245 242L242 243V246L240 244L241 242H239L240 246L243 249L237 247V250H236L237 252L234 251L235 253H233V254L241 253L239 251H242V253H243L246 251L244 249H247V248L249 250L250 245H248V247H247L246 244L244 245ZM252 242H250V243H252ZM239 244L237 242V244H235V245L238 246ZM255 244H257V243H255ZM251 245L254 246L253 243ZM243 246L244 247L246 246L247 248L246 247L244 248ZM252 246H250V247H252ZM259 246H262V245H259ZM46 248H47V246H46ZM46 248L44 249V251L46 250ZM85 248L89 249V251L91 252L90 255H89V253L87 254L85 252ZM234 248H236V247H234ZM234 248H232L230 250L233 251ZM238 248L241 250H239ZM81 249L83 250V252ZM78 250H80L81 253H79ZM224 251H225V249H224ZM255 251H256V253H254V250H253V253L256 254L255 258H257V255H258L257 251L259 252V250H257V248H256ZM242 253H241V255H242ZM263 253L264 252H262V254L260 255L261 258L263 257L262 256ZM54 254H56V253H54ZM229 254H231V252ZM247 254L245 255L246 258L248 257ZM249 256L251 257V255H249ZM48 257H50V258H48ZM56 257L57 256L55 255L54 259H56ZM229 257H231V256L229 255ZM40 258H41L42 262H40ZM61 258H60V260H61ZM235 258L237 259V258H239V256L237 257V255H236ZM235 258L232 260H235ZM242 258L240 257L239 259H242ZM249 258H247V259H249ZM252 258H254V256ZM252 258H250V260H252ZM239 259H237V260H239ZM254 259H253V262L255 261V263H256L257 261H256V259L255 260ZM237 260H235L236 264H238L240 262L242 263L241 260H239V261H237ZM250 260H248V261H250ZM58 261H59V259H58ZM235 261H234V263H235ZM245 261H244V263L247 264V261L246 262ZM226 262H228V261L226 260ZM217 263H219V261ZM231 263H233V261H231L230 264ZM59 264H60V262H59ZM68 264H70V263H68ZM248 264H250V263L248 262ZM257 264H258V262H257Z\"/></svg>", "mask_w": 264, "mask_h": 264}, {"label": "rangeland", "instance_id": "rangeland-1", "mask_svg": "<svg viewBox=\"0 0 264 264\" xmlns=\"http://www.w3.org/2000/svg\"><path fill=\"white\" fill-rule=\"evenodd\" d=\"M84 1V2H83ZM111 0H109V2H110ZM71 2L73 3V4H71ZM80 2V3H79ZM79 2L77 1V0H71V1H69V6H71V8L69 9V14H68V18H69V16H70V18H71V15L70 14H72V16L74 15V13H76L75 15L76 16H78V15H86L88 12H87V10H85L83 7H84V3L86 2L85 0H79ZM82 2V3H81ZM119 2H120V4H119V7L117 8V11H119L118 12V16L116 17V16H114V18H115V20H114V18H112L111 16L112 15H114V13H112L110 16H108V17H106V18H104V17H101V13L100 12H102V16H103V11L105 12V9H106V7H107V4H109L108 3V0H104V2H103V5H102V11L101 10H99L98 11V13H92L93 15L95 14V17L92 19V18H89V20L91 21V22H88L89 20H86L85 19V21L83 22V25H81V24H78L77 26V31L76 30H74V29H68L67 31H65L64 33H62V34H56V36L58 37V39H57V37L53 34V38L50 40L52 43H53V46H55V44H56V46L57 47H53V49H60V47H61V49L59 50V51H53V50H49V52L46 54V55H44V52L43 53H41L42 55H40V57L41 58H39L38 60L39 61H36V66L38 67V68H40V66H41V70H39L40 71V73H38L39 74V76H38V74H35V76L36 77H38L39 78V81L41 82L42 81V83H41V85L44 87V89H45V92H47V93H49L50 95H55L56 96V94L57 95H61V96H64V95H66L63 91H67L66 93L67 94H71L72 96L73 95H75V93L74 92H76V94H79L78 93V90L77 89H79L78 87H79V85L81 86V88H83V91L85 92L84 94H86V96L85 95H81V97L83 96V99H82V101L83 100H85L86 102L88 101V103H86V102H82V103H84L83 105H85L86 107H88L87 105L90 103V101H91V103L92 102H98L99 101V103H100V106H99V103L97 104V106H99L100 108H102V109H99V112H98V108L99 107H93V105L94 106H96V103L94 102L93 103V105H91V104H89L90 106H91V108L92 109H94L93 111H92V109L90 108V106L88 107V110L87 109H84L85 107H83V109L81 110V107L79 108V106H78V104H77V108H79L78 109V113L80 114V116L81 117H83V116H85V119H84V117H83V119H84V121L88 124V122L91 124V126H92V128H95V127H93L94 126V124L96 123V122H94V121H97L98 122V120L97 119H102L103 118V115H104V123L106 122V127L104 126V124H103V122L101 121V123H102V125H100L99 124V122H98V124H95V126L97 127L96 129H101V127H102V129H104L105 130V128H108L107 126H109V123L108 122H110V120L108 121V120H106L107 118L105 117V115L107 114L108 115V113H110V111H112L111 113H112V115H111V113H110V115H108V119H110V117L111 118H114V119H111L112 121H111V123H114L115 121H119V119L120 118H122L121 120L122 121H124V123L123 122H121V120L117 123V122H115L114 124H110V126L111 125H113L112 127H113V130H114V128H116V130H114L115 131V134H114V132H112L113 130H112V128L110 127V128H108L109 130L111 129V131H109L108 129H106L104 132L105 133H107V136H108V134H110L111 132L114 134L113 136H112V134H110L109 136H112V137H110L112 140L114 139V137H115V139L116 140H118L117 142H119V144H120V142L122 141V139H121V137L120 136H122V138L124 139L125 137H127V136H130V141L131 142H133V141H137L136 143H131L130 144V142L128 143V141H129V139H127V138H125V139H127V140H123V142L121 143V144H123L124 145V143H125V141H126V143L125 144H127V145H124V146H126L125 148H128L127 150V152H128V155L126 154V155H124L125 154V152L126 151H124L123 150V145H121V147H122V151H123V153H121V152H119V154H118V151H117V157L119 158L120 156L123 158L124 157V159H125V157L127 156V158L128 159H125V161H126V165H127V168H129L128 170H129V172H130V174L132 175L131 177H132V179H133V182H134V184L136 185L135 187H136V189H138V191L140 190V191H142V189L144 190V191H142L143 193H145V196L147 197V203H148V212H147V215L146 216H143L142 214H141V216L139 215V218H140V223L138 224V226H137V228H134L135 230L132 232L133 234H134V238L138 241V243L140 244V246L142 247V246H144V244H146V245H148V251L147 250H144L146 253L145 254H143V256L142 257H140L137 261H138V264H230V262L231 261H233V263H234V261L235 260H237V259H239L240 257L243 259H239V260H241L242 261V263L243 264H245L244 263V261L247 259V258H249L250 256L249 255H251V257L250 258H252L253 256H254V258H255V256H256V254H254V253H256V248H257V250H259V252L257 251V253H258V255H257V258H255L256 259V261L258 262V264H264V253H263V257L261 258V254H262V252H264V235L262 234V233H258V232H252L253 231V229H254V227H253V225L250 223V222H248V221H246V220H244V218H243V221H244V223H243V221H240V220H242V219H240V218H238L237 217V215H235L234 213V211H236V210H240V212H244V211H246L247 210V206H246V204H245V202L243 203L241 200H242V198H244V199H246V201H248V200H254L253 202L252 201H249V202H252V203H256L257 202V204H259L258 206H262V207H264V191H262V189L264 190V148H262L260 145H257V144H255V142H254V140H256L257 141V138H254L253 136H252V130L249 132V126H251L250 124H248V123H246V120L244 119V116H243V112H240V110L241 111H243V108H244V106H242L241 104L242 103H244V102H246V103H248V100H246L245 98V92H243V90L246 88V83H245V81L243 82V81H241V79L240 80H238L237 82H235L233 85H231L230 87H231V90H230V95L228 94L227 95V92H228V90H227V86L225 85L226 83H225V79H228V78H225V77H227V76H224L225 75V70L222 72V67H223V65H221V63L220 64H218L217 63V66L216 65H213V67L210 69H208V71H209V73H210V71L214 68V69H216V70H218L219 69V71L218 72H220V75H218V74H216L215 72L214 73H212L211 72V74L212 75H210V77H208L207 75H208V72H207V74H206V76L204 77L205 79H204V82H202V84H201V81H202V79H200V80H198L197 79V77L196 78H192L193 79V81H192V79H189V77L190 76H187V75H189V74H187L186 72H179V74H182L181 76H184V74L187 76V79H189L187 82H184V81H179V85H178V82H176V78H177V76L178 75H174V73H173V71L172 70H170V67H167L168 69H166L165 67L167 66L166 65V61H165V58H163V57H161L162 55H159V60H160V62H159V68H160V71L159 72H161V74L158 72V71H155L156 73H154L153 71H151L150 72V70L149 71H144L145 69V67L144 66H148V68H154V69H151V70H156L155 69V64H153L152 62V64L151 63H149L150 61H148V49L145 47V45H143V44H146V42H147V44L149 43L151 46H153L154 47V50H155V53L157 52L156 50H158V48H157V45L158 44H163L165 41H166V44H167V42H168V38H169V40H172V41H169L168 43H169V46H167V47H163V48H161L162 50L164 49L165 51H168L169 50V53H173V51H175L176 52V50L177 49H175V47H176V37L175 36H177L178 34L176 33V30H175V28H179V27H177V21L176 22H171V25L169 24L168 25V23L167 22H165V21H163V19H162V17H158V15L156 16L155 15V17H152V14H150V12H148V15L146 16L145 14H143L142 15V9H143V7L145 6L144 4V0H119ZM148 2L150 3V1L148 0ZM48 3V2H47ZM62 3H63V1H62ZM118 3V2H117ZM129 3H131V4H129ZM68 5V4H67ZM75 5H76V7H75ZM80 5V6H79ZM85 5H86V3H85ZM73 6H74V8H73ZM120 6H121V8H120ZM149 7V6H148ZM75 9V12H73L74 10L73 9ZM78 8V9H77ZM82 8V9H81ZM120 8V9H119ZM125 9V10H122V9ZM145 8V7H144ZM79 9H80V11H79ZM72 10V11H71ZM71 11V12H70ZM81 12H82V14H81ZM83 12H84V14H83ZM115 12V11H114ZM121 12H124V13H122L121 14ZM97 14V15H96ZM100 14V15H99ZM125 14V15H124ZM99 15V16H98ZM121 15V16H120ZM76 16H73L74 18L73 19H75V17ZM144 16V17H143ZM148 18V29H150V28H153V30L149 33V31L148 32H146V31H144L145 29H144V18L145 19H147ZM82 16L81 17H79V21L77 20V17H76V19H75V22H80L82 19ZM96 18V19H95ZM152 18H154V20L152 19ZM110 19H112V21L110 20ZM121 19V20H120ZM95 20V21H94ZM150 20H153V21H150ZM69 22L71 21V19L70 20H68ZM126 21V22H125ZM130 21H132V22H130ZM158 21H159V23H158ZM115 22H117V23H115ZM118 22H119V24L121 23L124 27H121V28H127V30H128V28L130 29V30H128L130 33H134L135 34V36H133L136 40V45L137 44H140V45H137V50H136V45H132V48L134 47V50L132 51L133 53H135L134 54V56L132 57H130L131 59L132 58H134V59H136L137 57L139 58V62H143V60H144V62L146 63V62H148L147 64H140L137 60H138V58L136 59V60H131L130 58H129V55L128 54H126V57H122V59L123 58H126L127 60V63L129 62L130 64H132V65H129V63H128V65H127V63H125V61L123 60V62H122V59H121V62L122 63H124V64H122L121 65V62L120 63H116L114 60L112 61L111 60V62H109L108 63V65H107V67L108 66H110V67H114L113 69H111L110 67H108V68H106L104 65H102V66H104L105 67V70L103 69L104 67H102L101 65V67H102V69H103V71L105 72L106 71V75L105 74H103V72H101L102 70L99 68V64H103L102 62H98L97 64L96 63H94V66H92V64H89V60H91V59H93L92 58V56L94 55L95 56V54L97 55H99V53L98 52H96L97 50H92L93 48L94 49H96V44H97V42H99L98 40H100V35L102 34V33H105V32H107L106 31V29H105V26L107 27V29H109L108 30V32H110V30L112 29V27H113V25L114 26H117V24H118ZM129 22V23H128ZM120 24V25H121ZM176 24V25H175ZM101 28H104V29H102L101 30ZM173 28V29H172ZM99 30V32H101V34L100 33H96V32H98V31H96V30ZM166 31H165V30ZM170 30V31H169ZM174 30V31H173ZM70 31H71V33H70ZM76 31V32H75ZM94 31H96V32H94ZM136 31V32H135ZM143 31V32H142ZM48 32V31H47ZM79 32V33H78ZM146 32V33H145ZM172 32V33H171ZM53 33H54V31H53ZM56 33V32H55ZM69 33V34H68ZM94 33H96L98 36H100V37H98V36H96ZM136 33H138V34H136ZM148 33V34H147ZM170 33V34H169ZM176 33V34H175ZM52 34V33H51ZM67 34H68V36H70V37H67ZM93 34V35H92ZM100 34V35H99ZM173 34H175V35H173ZM137 35V36H136ZM48 37L50 36V32H48V35H47ZM56 37V39H55V37ZM89 36H90V38H89ZM93 36H95V39L94 40H92V38H94ZM104 36V35H103ZM157 36V40H154L155 38L154 37H156ZM172 37V39H171V37ZM60 37V38H59ZM65 37H67V39L69 38V40H70V38H71V40L70 41H68L67 39H65ZM83 37V38H82ZM88 37V38H87ZM92 37V38H91ZM107 37H111V36H107ZM132 37V38H133ZM166 37H168L167 39H166ZM178 37V36H177ZM47 38V37H46ZM85 38H87V40L85 39ZM108 38V40L109 41H107L108 43L110 42V41H112V40H110ZM133 38V39H134ZM159 38V39H158ZM165 38V39H164ZM176 38V39H175ZM66 40V44H65V42H64V40ZM84 39H85V41H86V43L84 44V46H82L80 49L79 48H77V49H75L74 47H71V48H73V49H75V52L77 53L76 55H78V57L81 55V56H84V55H86L87 53H89L88 55H89V58H88V62L86 61V60H81V61H86V64L84 63V65H91L92 66V68L90 69V70H92V69H94V71H93V73H98V71L99 70H101L100 72L102 73V74H93L92 73V71H90V70H88L87 72H89L90 71V73H88V75H89V77L86 79V78H84V77H86V75L85 74H83L85 71H84V68H83V65H82V63H81V61H77V57H76V55H75V53H74V58L72 57L71 58V60L69 59L68 60V64H67V60H66V58H65V60H64V62H62V60H60V58H59V55L61 54V52H63V50L64 49H62V48H65V46H69L70 44L69 43H71L72 41L74 42V43H76V42H78L79 40V42L80 43H82L81 41H84ZM98 39V40H97ZM90 40H92V41H90ZM96 40H97V42H96ZM152 40V41H151ZM164 40V41H163ZM68 41V42H67ZM93 43V41H95V43L94 44H89L88 45V43ZM133 41V40H132ZM144 43H143V42ZM162 41H163V43H162ZM57 42L59 43V44H57ZM88 42V43H87ZM107 42H106V44H107ZM55 43V44H54ZM154 43V44H153ZM172 43V44H171ZM175 43V44H174ZM65 44V45H64ZM69 44V45H68ZM171 44V45H170ZM60 47H59V46ZM94 45V46H93ZM173 45H174V47H173ZM64 46V47H63ZM87 46H89V47H87ZM93 46V47H92ZM173 48H172V47ZM86 47L90 50H88V49H86ZM106 47V46H105ZM138 47H140V48H138ZM143 47V48H142ZM68 47H66L65 48V50L67 49ZM84 48V49H83ZM147 49L146 51V53H145V50L144 49ZM170 48V49H169ZM52 49V48H51ZM82 49H83V55H82ZM87 51H86V50ZM160 49V48H159ZM171 49H175V50H173V51H171ZM187 49V48H186ZM62 50V51H61ZM64 50V51H65ZM68 50H69V48H68ZM76 50H78V52L76 51ZM81 51V53H80V51ZM85 50V51H84ZM139 50H141V51H139ZM143 50V51H142ZM191 50V49H190ZM189 49H188V51H190ZM50 51H53V52H50ZM74 52L73 50H69L68 52ZM135 51V52H134ZM193 51V50H192ZM56 52H59V53H56ZM92 52V53H91ZM93 52H96L95 54L93 53ZM138 52V55H139V53H141V52H143V53H145L144 54V59H141V57L143 58V53H141L142 54V56L140 55V57L136 54ZM54 53H56L57 54V56H55L56 54H54ZM133 53H131V55H133ZM50 54V55H49ZM54 54V55H53ZM80 54V55H79ZM90 54H92L91 56H90ZM156 54H158V53H156ZM88 55H86L87 57H88ZM98 55H97V57H98ZM106 55V54H105ZM121 55H122V53H121ZM127 55H128V57H127ZM43 56V57H42ZM53 56H55V57H53ZM81 56H80V58H79V60L81 59ZM117 56V55H116ZM123 56H125V54H124V52H123ZM86 57V58H87ZM146 57V58H145ZM192 57H194L193 59H195V57L196 58H198V57H200V56H192ZM44 58V59H43ZM47 58L50 60H47ZM55 58V59H54ZM58 58V59H57ZM83 58V57H82ZM85 57H84V59H86ZM130 59V61H128L129 59ZM40 59H42V60H40ZM52 59H54V60H58L57 62L59 63V61H60V63L59 64H65V66L66 67H70V66H73V65H75V66H73V68L75 69V70H77L76 69V67H78V66H76L77 64V62H80V63H78V65H79V69L81 68V69H83V73L81 74L80 72H82V70L79 72V69H78V71H77V73L79 72V74H77V75H79V76H83V75H85V76H83V78H82V76L81 77H77L76 76V72L74 71H72L71 69V67H70V69H66V67L65 66H62V65H59V64H56L57 62L56 61H54V60H52ZM108 59V58H107ZM117 59V58H116ZM146 59H147V61H146ZM45 60V61H44ZM73 60H76L77 62L76 63H73ZM141 60V61H140ZM42 61H43V63H42ZM48 62V64H47V62ZM209 61H213L212 59L211 60H209ZM37 62H38V64H37ZM56 62V63H55ZM70 62H72L71 64H70ZM108 62V61H107ZM112 62H114V64L115 65H113V63ZM133 62L135 63L136 62V64H133ZM47 64V66H45L46 64ZM54 63V64H53ZM88 63V64H87ZM111 63H112V66H111ZM139 63V65L137 66V69H138V67L141 65V66H143L144 68H139L138 70H134V69H136V65ZM42 64H44V65H42ZM49 64H50V66H49ZM56 64V66L58 65V67H56V66H54ZM67 64V65H66ZM110 64V65H109ZM152 65V67H150L151 65ZM157 64V63H156ZM213 64H215V61H213ZM53 65V66H52ZM68 65H70V66H68ZM80 65H81V67H80ZM95 65L97 66L98 65V67H95ZM106 65V64H105ZM117 65H120V66H117ZM135 65V66H134ZM43 66V67H42ZM49 66V67H48ZM116 66V67H115ZM122 66V67H121ZM125 66H127V67H125ZM133 66L135 67L134 69H133ZM56 67V68H55ZM59 67H61V68H59ZM119 67H120V70L121 71H119ZM123 67H124V70L127 68V71H123ZM128 67H130L129 69H128ZM158 66H156V68H157ZM246 66H244V64H242V65H240V66H237V67H235L234 69L235 70H238V75H241V74H243V72L244 73H247L245 70H244V68H245ZM44 68V69H43ZM48 68V69H47ZM57 68H58V71H57ZM64 69L65 68V70H67L66 72H64L63 74H62V70L61 69ZM97 68V69H96ZM110 68V69H109ZM117 68V69H116ZM133 70H132V69ZM165 68V69H164ZM259 68V67H258ZM48 70V71H46V70ZM53 72V70H54V72L52 73L50 70ZM59 69H60V71H59ZM86 69V68H85ZM95 69H96V72H95ZM109 70V72H108V70ZM115 69V70H114ZM161 69H162V71H161ZM68 70H71V72L72 73H75V75H72L71 76V72L69 71L68 72ZM98 70V71H97ZM111 70L113 71V73L111 72ZM117 70L119 71V72H117ZM129 70H132V72L131 71H129ZM141 70H143V71H141ZM38 71V72H39ZM45 73H44V72ZM57 71V72H56ZM114 71H115V75H116V77H115V75H113L114 74ZM134 71L135 72H137V73H134ZM58 72L60 73V74H62V75H59L58 74ZM143 74L144 72H145V74H143V75H146V76H144L143 77V75L141 74V73ZM147 72H150V74L149 73H147ZM168 74H167V73ZM170 72V73H169ZM217 72V73H218ZM250 72V71H249ZM67 73V74H66ZM68 73H70V77H71V79H70V77L68 78V79H70L73 83L75 82V81H79V78H81L80 79V83H78V82H75V83H78V84H76L75 86H74V84L72 83L71 84V81H70V83H69V81H68V79L66 78V76H65V74L66 75H68ZM92 73V76L90 75ZM112 73V74H111ZM121 73V74H120ZM123 73V74H122ZM125 73V74H124ZM129 75H128V74ZM131 73H133V75H131ZM138 73H140L139 74V76L141 75L142 76V78H141V76L139 77L138 76ZM152 73H154L153 75L155 76V74H156V76H155V78L153 77V75H151ZM165 73V74H164ZM232 73V72H231ZM44 76H42V75ZM46 74V75H45ZM48 74V75H47ZM58 74V75H57ZM87 74V73H86ZM117 74H119V75H117ZM128 76H127V75ZM167 74V75H166ZM230 74V73H229ZM57 75V76H56ZM94 75V76H93ZM96 75H99L97 78H90V76L91 77H96ZM100 75H103L102 77L100 76ZM110 75V76H109ZM111 75H113V76H111ZM126 75V77H128L127 79L129 80V81H131V82H137L138 80V85H137V83H131V82H127V84H129V86L131 87V85L132 86H134L135 87V89L137 90V92H135L136 90L134 89V90H132L134 87H128V85L126 84V82L123 80V79H126V77H124V78H122L123 76H125ZM151 75V76H150ZM162 75V76H161ZM164 75V76H163ZM197 75H199V74H197ZM201 75V74H200ZM237 75V74H236ZM42 78H41V77ZM53 76H55V78H56V80H55V78H53ZM63 76H65V77H63ZM75 78H74V77ZM105 76V77H104ZM122 76V77H121ZM129 76L131 77V79L129 78ZM147 76H148V79H145V78H147ZM149 76H150V79H149ZM157 76L159 77V78H157ZM186 76H184V77H186ZM231 76V75H230ZM247 76V75H246ZM31 77H32V75H31ZM45 77H47V79H45ZM51 77V78H50ZM61 77H63V79L61 78ZM107 77V79H108V77H110L111 79H113V78H115L114 79V82H113V80H111L110 81V79H105ZM134 77H136V78H134ZM142 80H140L139 78ZM175 77V78H174ZM245 77V76H244ZM51 80H55L56 81V85H59L60 83H57V80L58 81H60L61 79L62 80H64L63 82H66V88H65V83H63L62 82V80L60 81L61 83H63V84H60V86H56L55 85V81L53 82V81H50V79ZM61 78V79H60ZM72 78H74V79H76V78H78V79H76V80H74L73 81V79ZM101 78H103V79H101ZM145 80H144V79ZM157 78V79H156ZM164 78H167V79H165L164 80ZM168 78H169V80H168ZM203 78V77H202ZM225 78V79H224ZM237 78V77H236ZM42 79V80H41ZM49 79V80H48ZM65 79H67L66 81H65ZM91 81H89V80ZM102 80V81H99V80ZM117 79H118V82H117ZM126 79V80H127ZM136 79H137V81H136ZM152 79V80H151ZM157 81H156V80ZM160 79V80H159ZM230 79V78H229ZM238 79V78H237ZM46 80H47V82H46ZM84 81V83H86V81L85 80H87V83L86 84H88V86L87 85H85L84 83H82V81ZM96 80H98V81H96ZM115 80H116V82L118 83H116L115 82ZM147 80H150V81H147ZM154 80V81H153ZM168 80V81H167ZM194 80H195V82H194ZM231 80V79H230ZM48 81H50V82H48ZM96 81V82H95ZM105 81H106V84H109V85H106L105 86ZM110 81V82H109ZM122 81V82H121ZM141 81V83L142 84H144V85H140L139 86V82ZM146 81V83H147V86H148V88H147V86H146V84L144 83ZM174 81V84H175V82H176V85H178L177 86V88H174L173 87V84H172V82ZM67 82L69 83V85H67ZM90 82V83H89ZM92 82H94V84L92 83ZM97 82H99V83H97ZM100 82L102 83V84H100ZM115 84V86H113L114 84ZM148 82H149V84L150 83H152V82H154L152 85H154L155 86V84H156V82H159V84H156L157 86L156 87H154V86H152L153 87V89H155V88H157L156 89V92L157 93H155V91L153 90H151L149 87H150V85L148 84ZM160 82L162 83V82H165V83H162V84H160ZM190 84H189V83ZM194 82V83H193ZM201 84V86H200V84ZM113 85H112V84ZM122 83L123 84H125L124 85V87L125 88H123V85H122ZM167 83V84H166ZM52 84V85H51ZM82 84V85H81ZM83 84H84V86H83ZM89 84H91V86H89ZM96 84V85H95ZM97 84H98V86H97ZM119 84H121L122 86L120 87V85ZM131 84V85H130ZM134 84V85H133ZM165 84V85H164ZM180 84H182V85H180ZM195 84V85H194ZM48 86V87H46V86ZM93 85H95V86H93ZM100 85H102V86H100ZM119 85V86H118ZM160 85V86H159ZM161 85H164L163 87L165 88L166 87V91H168L169 92V94L172 96L173 94V98H179V100L178 101H176L175 99H173V98H171V96L170 95H168V92H166L165 90H164V88H163V90L161 89L162 88V86ZM191 86V87H189V86ZM61 86L63 87V91L62 90H59V89H61ZM67 86H70L69 88H70V92L68 93V91L69 90H67V89H69ZM73 86V87H72ZM146 87V88H144V87ZM167 86H169L168 88H167ZM195 86V87H194ZM199 86H200V91H199V93H200V95L201 96H199V98L200 97H205L206 99H207V102H204V101H193V100H190L189 99V95H188V93H189V90H191V88H194V90H196V88L198 87L199 88ZM60 87V88H59ZM72 87V88H71ZM85 87H89L88 89L87 88H85ZM92 87V88H91ZM99 87V88H98ZM103 87H105V88H103ZM115 87H117L116 89H115ZM118 87H120V88H118ZM141 87V88H140ZM145 89V90H148V89H150L151 91V94L152 93H155V94H150V96H149V91H147V92H145V90H143V88ZM189 87V88H188ZM49 88H51V89H49ZM53 88V89H52ZM75 88H76V90H75ZM94 88V91L92 90ZM98 89V93H97V91H96V89ZM100 88H102V89H100ZM108 88V89H107ZM121 88H123L124 89V91H123V89H121ZM126 88L128 89V91H129V93H130V95L129 94H126V93H128V91L126 90ZM142 90L141 92H140V89ZM91 90V94H90V96H89V91ZM101 91H100V90ZM105 89V90H104ZM110 89V90H109ZM112 89V90H111ZM115 89V90H114ZM120 89V90H119ZM139 89V90H138ZM182 90V92H179L180 90ZM187 89V90H186ZM53 90H56V92L57 93H55ZM58 90V91H57ZM71 90H74L73 91V93H72V91ZM80 90H82V89H80ZM109 90V91H108ZM117 90V91H116ZM120 92H119V91ZM159 90V91H158ZM175 90V91H174ZM177 90V91H176ZM88 91V92H87ZM122 91H123V93H122ZM125 91H126V93H125ZM132 91V92H131ZM164 91V93H162V92ZM53 92V93H52ZM87 92V93H86ZM92 92H94V93H92ZM101 92V93H100ZM104 92V94L106 95V96H108V93H110L111 92V94H109V95H111V96H109V98L107 97V99H105L106 98V96L104 97V98H102L101 99V96L99 95V94H101L102 95V93ZM115 92V93H114ZM118 92V93H117ZM140 92V94H138ZM146 93L144 96L142 95V94H144V93ZM158 92H159V94H158ZM177 92H178V94H177ZM55 93V94H54ZM59 93V94H58ZM97 95H96V94ZM122 93V94H121ZM125 93V95H123ZM134 93H136V94H138L139 96V99H141V100H137L136 98H133L136 94H134ZM148 93V94H147ZM167 93V94H166ZM172 93V94H171ZM93 94H95V95H93ZM117 94V95H116ZM118 94L120 95L119 96V98L120 97H122V99H118V100H115L112 96L113 95H115L114 97L115 98H118ZM131 94H133V95H131ZM158 94V95H157ZM166 94V95H165ZM187 94V95H186ZM60 95L59 96H57V97H60ZM102 95V96H103ZM146 95H148L149 96V98H147L148 100L149 99H152V98H150V97H152L153 96V98H155L156 100H152V102L153 103H151V101H147V99H146ZM154 95H155V97H154ZM175 95H177L178 97H176ZM87 96H89L90 98H87ZM94 96H95V98H94ZM100 96V97H99ZM130 96H132V97H130ZM143 96V98H140V97H142ZM147 96V97H148ZM159 96V97H158ZM170 96V98H171V101H172V99H173V101L171 102V101H169V98L168 97ZM175 96V97H174ZM75 97V96H74ZM84 97H86V98H84ZM96 97H97V99H101V100H103L102 102H100L101 100L99 99L98 101H96L97 99H96ZM99 97V98H98ZM111 97L113 98V100H115L116 102H113V103H110V102H112V100H111ZM126 97V98H125ZM127 97L130 99V101H129V99H127ZM137 97V96H136ZM137 97V98H138ZM158 97V98H157ZM166 97V98H165ZM187 97V98H186ZM225 98L226 99V102L224 101V99H222V98ZM245 97V98H244ZM53 98V97H52ZM55 98V97H54ZM167 98H168V101H165V99L167 100ZM182 98V99H181ZM72 99H75V98H73L72 97ZM76 99L78 100V98H77V96H76ZM76 99H75V101H76ZM89 99V100H88ZM93 101H92V100ZM110 99V100H109ZM131 99H133L132 101H134V102H132L131 101ZM145 100L144 102H143V100ZM186 99V100H185ZM105 100H107V101H105ZM123 100V101H122ZM125 100H127L128 102H130V103H128L127 101L125 102ZM139 101V102H137V101ZM163 100H164V102H171V103H169V104H171L172 105V103L175 101V103H177V102H179V103H177V105L176 106H174V108H170V106L171 105H169V104H165L164 102H163ZM183 102V103H181V101ZM185 102H184V101ZM212 100H213V102H212ZM119 101H121V102H119ZM140 101L143 103H141V104H139L140 103ZM78 102V101H77ZM131 102H132V104H131ZM137 102V103H136ZM148 102H149V104H148ZM224 102L226 103L225 105H224ZM260 102L262 103V104H264V96L261 94V93H259V95H257L256 96V105H255V109H256V113H258V111H262V107H261V105H260ZM102 103H105L106 104V108L108 107V105H110V104H112L111 105V107L113 108H111L110 106L108 107V108H110V111H109V109H106L105 108V104L103 105ZM107 103H109V104H107ZM115 103H118V105H116ZM124 103L125 104H127V105H124ZM136 103V105L137 104H139V108H138V105L135 107L134 106V104ZM144 103H146V105L148 106H144L145 104ZM162 103V104H161ZM175 103H173L174 105H175ZM121 104V105H120ZM133 105L132 106V108L134 107V108H136L137 110H134V108L131 110L129 107H131V105ZM150 104L153 106V108H152V106H151V108H152V110L149 108L150 107ZM154 104V105H153ZM159 104V105H158ZM160 104H161V106H160ZM178 104H179V106H180V109H179V107H177L178 106ZM187 104V105H186ZM102 105H103V107H102ZM128 105H129V107H128ZM183 105H185V106H183ZM199 105V106H198ZM234 105H236L237 107H238V109H239V116H240V118H236V121H238L237 123H236V121H234L233 122V126H234V131L233 132H231L230 131V128H229V126H228V121L227 122H225L224 123V121H226L228 118H229V116H230V114L231 115H233L234 113V108H233V106ZM59 106L63 109V110H61L62 112H63V114H71V112H72V114H73V111L70 109L71 107L70 106H67V105H65V104H62V103H59ZM118 106V107H117ZM119 106H120V115H116L118 112H119V110H118V108H119ZM124 106H127V108H125ZM160 108H159V107ZM173 106V105H172ZM185 108H183V107ZM70 107V108H69ZM115 107L117 108V109H115ZM121 107H122V109L123 110H127L126 112H123L122 111V109H121ZM143 107H145V109L143 110ZM164 107V108H163ZM170 108V110L171 111H173V113L170 111V110H168L169 108ZM182 107V108H181ZM188 107H190V108H188ZM203 109H202V108ZM96 108V109H95ZM104 108V109H103ZM146 108H149V110H146ZM162 109L161 110V112L160 111H156V110H158V109ZM182 112V114L181 113H179L178 112V109ZM209 108H210V110H209ZM65 109V110H64ZM114 109H115V112H116V110H117V112L115 113L114 112ZM142 109V110H141ZM187 109H189V110H187ZM238 109H236L235 108V111H237ZM82 112H81V111ZM96 110H97V112H96ZM104 110V111H103ZM106 110V111H105ZM108 110V111H107ZM130 110V112H128ZM151 110V111H150ZM167 110L169 111V115H168V112H167ZM175 110H177L176 111V113H178V116H177V114L176 115H174V112H175ZM184 110V111H183ZM185 110H187V112L185 111ZM191 110V111H190ZM230 112H229V111ZM65 111V112H64ZM83 111H84V113H83ZM90 111H92V112H90ZM122 111V112H121ZM135 111H136V113H135ZM139 111H140V113H139ZM142 111H144V113L142 112ZM152 111H153V114H152ZM164 111H166L165 113L166 114H164ZM200 111H201V113H200ZM210 111H212L211 113H210ZM92 113V114H89L90 116V119H89V117L88 116H86V115H88L87 113ZM93 112H95V113H93ZM132 112V113H131ZM134 112V113H133ZM157 112V113H156ZM184 112V113H183ZM185 112H186V114H185ZM189 112V113H188ZM190 112H192V113H190ZM77 112H75V114H78ZM98 113H99V115H98ZM103 114V115H101V114ZM121 113H123V115L125 116V114H127L126 115V117L124 118V116L121 114ZM142 113V114H141ZM146 113V114H145ZM149 113H151L150 115H152V116H150V115H148ZM158 113H160V115H158L157 116V118L155 117ZM161 113H162V115H161ZM172 113V114H171ZM233 113V114H232ZM81 114H85V115H81ZM93 114H95L94 116H93ZM132 114H135V117H134V115H132ZM138 114V115H137ZM154 114H156V115H154ZM172 115V117H171V115ZM179 114H181V115H179ZM190 114V115H189ZM92 115V116H91ZM102 116V118H101V116ZM114 115V116H113ZM131 116V121H130V117L129 116ZM142 120L144 117H146V118H144V120H140L141 122H139V119H138V117ZM144 115V116H143ZM148 115V116H147ZM166 115V116H165ZM189 116V119H188V116ZM197 115V116H196ZM67 116V115H66ZM74 116V115H73ZM96 116H98V117H96ZM122 116V117H121ZM127 116H128V118H127ZM133 116V117H132ZM160 116V117H159ZM161 116H162V118H161ZM164 116H165V120L167 121V124H166V121L164 120ZM143 117V118H142ZM150 117H152V119L150 120L149 118ZM155 117V118H154ZM167 117H169L170 119H168L167 120ZM173 117L174 118H177V120L175 119H173ZM215 117V118H214ZM87 118V119H86ZM95 118H97V119H95ZM119 118V119H118ZM132 118H133V121H132ZM136 118V119H135ZM208 118V119H207ZM91 119H93L92 120V122H91ZM117 119V120H116ZM124 119V120H123ZM126 119V120H125ZM127 119L129 120V121H127ZM137 119H138V122H137ZM153 119H155V120H153ZM163 120L164 121V124H166V126H167V128H166V126H164V124L162 123L163 121H161V123H162V126L164 127H162L161 125L160 126H158L159 127V129H160V131L158 130V131H156V132H154L155 130H156V126L157 125H159V123H160V121H158V120ZM173 119V120H172ZM179 119H180V121H179ZM183 119H185L184 121H188V122H181V120H183ZM90 120V121H89ZM145 120L147 121V122H145ZM170 120V122H168ZM257 120H259V122H262L263 121V118H259V119H257ZM127 123H126V122ZM151 121L154 123L155 121L157 122L156 124L154 123L153 124V126H152V124H149V122L151 123ZM174 121V122H173ZM178 121V122H177ZM256 121V120H255ZM79 122V121H78ZM131 123V125L133 126L134 125V123H135V126H136V128H135V126L134 127H132L131 125H129L130 123ZM134 122V123H133ZM136 122L138 123L137 125H136ZM159 122V123H158ZM181 122V123H180ZM69 123H71V122H69ZM68 123V124H69ZM93 123V124H92ZM117 123V124H116ZM119 123H122L123 124V126H125L124 124H127V126H125V128L121 125V124H119ZM142 123L145 125H148V126H150V128L147 130L146 128H148V127H146V126H144V125H142ZM148 123V124H147ZM177 123V124H176ZM198 123V124H197ZM209 123H211V124H209ZM193 124V125H192ZM202 124V125H201ZM209 124V125H208ZM218 124V125H217ZM239 124V125H238ZM89 125V124H88ZM116 125H117V127H116ZM121 125V126H120ZM129 125V126H128ZM140 125V127H143L144 126V128H143V130H147V131H149V133H146L145 131V133L142 131V128L141 129H138V131H136L135 132V130L137 129V128H140V127H138ZM181 125H183L182 127H181ZM190 125H191V127H192V129H191V127H190ZM199 125H200V127H199ZM100 126V127H99ZM104 126V127H103ZM115 126V127H114ZM119 126H120V128H119ZM176 126H177V128H176ZM180 126V127H179ZM185 126L186 127H188V128H186V130H185ZM193 126H195L194 128H193ZM209 126V127H208ZM240 126H244L245 128H246V137L247 138H244L242 135V137H239L237 134L240 132L239 130L241 129V127ZM126 127H128V128H126ZM129 127H130V133H129V131H127L128 129H129ZM161 127V128H160ZM120 130L121 129V131H122V128L124 129L123 131H124V133L125 134H127V136H124L125 134H123V131H122V133H121V131H119L118 129ZM184 128V129H183ZM196 128H197V130H196ZM200 128V131L199 132H197L198 131V129ZM231 128H233V127H231ZM127 129V130H126ZM152 129H155L154 131L152 130ZM163 129H165V130H163ZM166 129H167V131L168 132H166ZM171 130V132H170V130ZM179 129H181L183 132H184V130H185V132H184V134H186L187 135V137H186V135H183L182 134V132H181V130H179ZM190 129H191V131H190ZM110 132H108V131ZM118 130V131H117ZM126 130V131H125ZM141 130V131H140ZM152 132H154L153 134H155L154 136H156L155 138H157V142L155 141V140H153L154 139V137H151V136H153V134L150 136V134L152 133ZM177 130H178V133H177ZM189 132H188V131ZM196 130V132H193V131H195ZM248 130V131H247ZM134 133L135 132V134H133L132 132ZM161 131H163V132H161ZM176 131V132H175ZM117 132H118V134H119V137H117L116 138V136H118V134H117ZM121 134H120V133ZM128 132V133H127ZM140 132V133H139ZM143 132V133H142ZM158 132V133H157ZM160 132V133H159ZM237 132V133H236ZM142 133V134H141ZM162 133V134H161ZM163 133H164V135H163ZM165 133H169V134H165ZM192 133V134H191ZM250 133V134H249ZM131 134V135H130ZM137 134V135H136ZM141 134V135H140ZM157 134V135H156ZM175 135L176 134V136L177 135H179V136H174L173 137V135ZM188 134H190V136L188 135ZM133 135V136H132ZM143 135V136H142ZM145 135H146V138H145ZM160 135H161V137H160ZM106 136V137H107ZM108 136V137H109ZM140 136H142L143 138H141V139H139L140 138ZM164 136V137H163ZM168 136L170 137L171 136V141H172V143L170 142V139L168 138ZM184 136V137H183ZM192 136V137H191ZM107 137V138H108ZM134 139H133V138ZM138 139H137V138ZM158 137H160V138H158ZM163 137V138H162ZM186 137V138H185ZM189 137V138H188ZM195 137V138H194ZM136 138V139H135ZM150 138H152V139H150ZM161 138L165 141V139H167L166 141H165V143L164 144H162L161 143ZM165 138V139H164ZM177 138V139H176ZM179 138V139H178ZM182 138V139H181ZM226 138V139H225ZM120 139H121V141H120ZM158 139H160V140H158ZM174 140V143H173V140ZM195 139H198L197 140V142L195 141ZM200 139V140H199ZM204 139V140H203ZM133 140V141H132ZM139 140L141 141V144L140 143H138L139 142ZM142 140H144V141H142ZM146 140V141H145ZM149 140H150V143H152V145L151 144H149ZM152 140L153 141H155V142H152ZM178 141V143H177V141ZM181 142H180V141ZM148 141V142H147ZM160 141V142H159ZM116 142V143H117ZM163 142V141H162ZM192 142H196V145L195 144H193ZM137 143H138V145H140V146H137ZM144 143H147V145L146 144H144ZM159 143V144H158ZM179 143H180V145H179ZM191 143V144H190ZM244 143H246V144H244ZM133 144H135V145H133ZM153 144H158V146H156L155 145V148L157 147V149H155L153 146ZM167 144L169 145V146H167ZM183 144H184V148L182 147L183 146ZM186 144V145H185ZM198 144H199V146H198ZM201 144V145H200ZM251 144V148L250 149H248L246 146L247 145H250ZM52 145V144H51ZM132 145H133V147H132ZM149 145V146H148ZM165 145V146H164ZM174 145V146H173ZM188 145V146H187ZM128 146V147H127ZM137 146V147H136ZM142 146V147H141ZM149 148H148V147ZM152 146V148L155 150H151L150 149V147ZM163 146V148H161ZM171 146V148H169ZM178 146H179V148H178ZM213 146V147H212ZM53 147V146H52ZM135 147V148H134ZM141 147V148H140ZM144 147H145V149H144ZM163 150V151H167V154L168 155H165L166 153L164 152L163 153V151L162 150H160V148ZM129 148H130V150H129ZM137 148V149H136ZM140 148V149H139ZM158 148H159V150H158ZM166 148V149H165ZM183 148V149H182ZM187 148V149H186ZM262 148V149H261ZM132 149H135V150H137V151H135V150H132ZM142 149V150H141ZM148 149V150H147ZM168 149V150H167ZM171 149V150H170ZM223 149H225L226 151L225 152H223L224 150ZM141 150V151H140ZM144 150H145V153H146V151H147V153L144 155ZM151 150V151H150ZM207 150V151H206ZM213 150V151H212ZM129 151H131V153H129ZM133 151V152H132ZM137 152L138 154L139 153H141L139 156L140 157H138V155H136L137 153H135V152ZM139 151V152H138ZM169 151H172V152H169ZM177 151V152H176ZM188 151V152H187ZM221 151V152H220ZM153 152V153H152ZM154 152L156 153V156H155V154H154ZM159 154H158V153ZM160 152H162V154H160ZM174 152V153H173ZM175 152H176V154H175ZM64 153V152H63ZM121 153V154H120ZM134 153H135V155H134ZM152 154V157L151 158H155V157H157L158 155H160V156H164L165 155V157L163 158V156L161 157V158H163L162 159V161L161 160H159V159H161V158H159L158 160H157V158H155L156 160H154V159H151V160H146V159H149V156H148V154ZM226 153V154H225ZM154 154V155H153ZM158 154V155H157ZM174 154V155H173ZM189 154V155H188ZM216 154V155H215ZM9 155V154H8ZM130 155H131V157H130ZM142 155H144V156H142ZM66 156V155H65ZM132 156H133V158H132ZM135 156V157H134ZM146 156H148L147 158H146ZM167 156H169V157H167ZM178 156V157H177ZM68 157V159H69V156H66L65 158H67ZM130 157V158H129ZM168 159H167V158ZM176 159H175V158ZM141 158H143L142 160H141ZM170 158V159H169ZM173 158V159H172ZM178 158H180V159H178ZM226 159V161H228V162H226L227 163V166L230 168V169H233L234 171H235V174L233 175V177H235V179H234V181L236 182L237 180L239 181V185H237L235 182V184H236V186L235 187H233L232 189L235 191V192H233V190H230V188H228V190L227 189H225V188H222V191H224L225 192V194H223L222 193V191H221V193L223 194V197H224V195L227 197V195L226 194H229V192H230V194L231 195H229L231 198H227L226 200H222L221 202H224V205L223 204H221V202H220V205H221V207L219 206L218 207V205H219V203H218V205L216 206L215 205V207L213 206V205H211V203H213L214 204V202H212V201H210L211 200V198H212V196H210V195H215L214 193H212V192H215V191H212V190H216L217 191V189H218V187L220 186V185H218V183L216 182V180H217V177H216V174H215V172L217 171H215V170H213V168L212 167H210L211 166V164L210 163H208L206 160H208V161H212L213 162V165H216V163H217V161H219V159ZM68 159H66V160H68ZM120 159V158H119ZM136 160L137 161V164L136 163H134V164H132L133 162H135V161H133V160ZM188 159V160H187ZM55 160V159H54ZM129 160H132V162L131 161H129ZM141 160V161H140ZM145 160L146 161H150V163H154V164H149L148 166L150 167V169L151 168H153V166H154V168H155V166L157 165V167H160V169L158 168V170H159V175L161 174V175H163V173L165 172L164 170V172L162 173V171H161V169H163L162 167L164 166V169L166 170V169H168V164L169 165H171L170 166V171H169V169L166 171L167 172V174L166 175H168L169 176V178L171 177H174L175 175H177V174H175L176 172H177V170H178V172H179V177L178 176H175L173 179L174 180H176L175 182H174V180H172V182L170 181V184H169V181L168 180H171V179H168L167 178V176L166 175H163V176H161L160 175V177H157L158 175V170L157 169H152V170H148V166H147V164H145ZM154 160V161H153ZM170 160V161H169ZM172 160V161H171ZM156 161L157 162H159V163H157V164H155L156 163ZM161 161V162H160ZM177 161V162H176ZM237 161V162H236ZM142 162V163H141ZM169 162V163H168ZM170 162H173L174 163V165L173 164H171ZM147 163V162H146ZM162 163V164H161ZM163 163H165V165H163ZM185 163V164H184ZM192 163V164H191ZM232 163V164H231ZM234 163V164H233ZM239 163V164H238ZM140 164H145V166L143 167V166H141ZM187 164V165H186ZM259 164V165H258ZM136 167V166H138V168H139V166H140V168H142V170L139 168V170H141V171H139V170H137L134 166ZM153 165V166H152ZM160 165V166H159ZM175 165H176V167H175ZM206 165H208V169H207V166ZM241 165V166H240ZM133 166V167H132ZM166 166V167H165ZM234 166V167H233ZM172 167H174V168H172ZM184 167V168H183ZM210 167V168H209ZM66 168V167H65ZM178 168V169H177ZM202 168V169H201ZM241 168V169H240ZM135 169V170H134ZM147 171H146V170ZM174 171H176V172H174V176L172 175L173 174V170ZM176 169V170H175ZM48 170V169H47ZM156 171V177H155V175H154V173L155 172H152V171ZM181 170V171H180ZM202 170V171H201ZM210 170H211V172H210ZM161 171V172H160ZM169 171V172H168ZM171 171H172V173H171ZM238 171V172H237ZM43 172L44 173H48V172H50V171H46V170H43ZM165 172V173H166ZM181 172V173H180ZM208 172V173H207ZM43 173V174H44ZM164 173V174H165ZM201 173H204V174H207V179L209 180L210 179V181H211V184H212V186L211 187H209V189H207L205 192H203L205 189H203V188H205V187H203V186H205L204 185V181H202L201 179H203V175L201 174ZM237 173V174H236ZM20 174V173H19ZM150 174V175H149ZM171 174V175H170ZM186 174V175H185ZM16 176H18V175H16ZM15 176V177H16ZM197 176H198V178H197ZM251 176V177H250ZM24 177V176H23ZM22 177V178H23ZM150 177V178H149ZM152 177H154V178H152ZM165 177V178H164ZM36 178H38V177H36ZM157 178V179H156ZM163 178V179H162ZM179 180V183L177 182V179ZM182 180H181V179ZM212 178V179H211ZM156 179V180H155ZM161 179V180H160ZM167 179V180H166ZM190 181H189V180ZM196 179H200L201 181H199V182H202L201 184L196 180ZM255 179V180H254ZM27 180V179H26ZM26 180H24L25 181V183L27 184L28 183V181L26 182ZM185 182H187V184L189 185V187H185V186H187L186 185V183H185V186L184 187H182L183 186V184H184V181ZM164 181V182H163ZM181 181H183V184H182V182ZM189 181V182H188ZM194 181H197V182H194ZM215 181V182H214ZM166 182H168V184L166 183ZM177 182V183H176ZM180 182H181V184H182V186H180ZM209 182V181H208ZM249 182V183H248ZM139 183V184H138ZM195 183H198L197 185L195 184ZM241 183V184H240ZM257 183V184H256ZM7 184L8 183H6L5 185L7 186ZM9 184H10V186L8 185V187H6L7 189L5 190L6 192H10V191H14L15 189H16V187L14 188L13 186H11V182L9 181ZM13 184V183H12ZM25 184V185H26ZM33 183H30V185H32ZM35 184V183H34ZM32 185V186H34L35 187V185ZM156 184V185H155ZM200 184V185H199ZM202 184H203V186H202ZM14 185V184H13ZM28 185V184H27ZM64 185V184H63ZM138 185H140V186H138ZM218 185V187H216ZM230 185V184H229ZM15 186V185H14ZM57 186H59L60 187V184H58ZM196 186H197V188H196ZM200 186H202V188L200 187ZM238 186V189H236V187ZM59 187H57V188H59ZM68 187V186H67ZM190 187H192V189H189ZM200 187V188H199ZM246 187V188H245ZM13 189V190H11V189ZM142 188V189H141ZM145 188V189H144ZM196 188V189H195ZM212 188V189H211ZM220 188H221V186L219 187V190H220ZM260 188V189H259ZM8 189H10V191L8 190ZM25 189H26V187H25ZM210 189H211V192H210ZM224 189V190H223ZM252 189V190H251ZM8 190V191H7ZM68 190V189H67ZM191 190H193L192 192H191ZM209 190V191H208ZM218 190V191H219ZM226 190V191H225ZM237 190H238V193H239V195L240 196H244V197H242V198H240V197H238V196H236V192H237ZM261 190V191H260ZM196 191H199L198 192V194L196 193ZM254 191V192H253ZM259 191V192H258ZM194 192V193H193ZM209 192H210V195H208L209 194ZM227 192V193H226ZM205 193H207V194H205ZM212 193V194H211ZM246 193V194H245ZM256 193V194H255ZM257 193H259V194H257ZM263 193V194H262ZM141 194V193H140ZM181 194V195H180ZM196 194V195H195ZM203 194V195H202ZM60 195H61V197H60ZM60 195H59V197L62 199V203L68 198L67 197V191L66 192H64V193H60ZM64 195V196H63ZM150 195V196H149ZM200 195V200H199V196ZM206 195V199H207V201H203L202 202V204H204V206L206 207L205 209H203V212H202V208H204V207H202L203 205L201 204V202L200 201H202L201 200V198L203 197V196H205ZM207 195L209 196V198H210V200H209V198H207ZM217 195V194H216ZM260 195H262V196H260ZM67 198H66V197ZM189 196V197H188ZM202 196V197H201ZM249 196V197H248ZM260 198H259V197ZM63 197H65L66 199L64 200L63 199ZM179 197H180V200H179ZM226 197H224V198H226ZM234 197V198H233ZM252 197V198H251ZM59 198V201L61 202V199ZM188 198V199H187ZM223 198V199H224ZM236 198V199H235ZM239 198V199H238ZM251 198V199H250ZM197 199H198V202L200 203V205H201V207H200V209H199V207L197 206V204H198V202H197ZM203 200L205 199V198H202ZM235 200V202H234V200ZM238 199V200H237ZM261 199V200H260ZM64 200V201H63ZM151 200V201H150ZM208 200H209V202H208ZM68 201H69V199L68 200H66V202H64L63 203V205L66 203H68ZM241 201V202H240ZM206 202V203H205ZM197 203V204H196ZM209 203H210V205L212 206V208L214 209V211H216V213L215 212H213L212 214H213V218H216V219H214V220H216L217 222L215 223V221L213 220V222L211 221V222H208V221H210V215L209 214H211V212L210 211H213V210H211V206L209 205ZM228 203H229V205H228ZM138 204V203H137ZM152 204V205H151ZM208 206H207V205ZM241 204H243L242 206H241ZM249 204V203H248ZM247 204V205H248ZM142 205V204H141ZM199 205V204H198ZM143 206V205H142ZM209 206H210V211L209 210H207V209H209ZM226 206H227V209H226ZM237 206H238V208H237ZM246 207L245 209L243 208V207ZM225 207V208H224ZM236 207V208H235ZM180 208V209H179ZM216 208V209H215ZM218 208V209H217ZM224 208V209H223ZM230 208V209H229ZM240 208H242V209H240ZM184 209H186V210H184ZM223 209V210H222ZM234 209V210H233ZM204 210H206V213H207V215H206V213H205V211ZM221 211V212H223V213H219V211ZM227 210H228V213H230V214H234L235 216H233V218H235L234 220L235 221H233L232 219V221L234 222V224L235 225H237V223L238 224H240V223H242V224H240V225H237L236 227H235V225L234 224H232V223H230V222H232L231 220H230V217L228 216V214H227ZM241 210H243V211H241ZM199 211V212H198ZM201 211V212H200ZM208 211V212H207ZM233 211V212H232ZM210 212V213H209ZM218 212V213H217ZM226 212V213H225ZM232 212V213H231ZM145 214H146V212H145ZM216 214V216H214ZM222 216H221V215ZM226 215V217L225 216H223V215ZM232 214V215H233ZM236 214H238L239 216H240V214H239V212L238 211H236ZM209 215V216H208ZM205 216H207V217H205ZM208 217H209V219H208ZM211 217V218H212ZM224 217H225V219H224ZM228 217V218H227ZM241 217V216H240ZM168 218H172L174 221H169L168 222ZM212 218V219H213ZM219 218V219H218ZM242 218V217H241ZM211 219V220H212ZM224 219V220H223ZM171 220V219H170ZM229 220V221H228ZM239 221V222H237V221ZM218 221H219V223H218ZM223 223H222V222ZM172 222H174L175 223V226H173L171 223ZM207 222V223H206ZM227 222H228V224H227ZM237 222V223H236ZM209 223H213V224H209ZM225 223V224H224ZM215 224H217V226L219 227V225H220V229L215 225ZM222 224V225H221ZM246 224H247V226H246ZM208 225H209V227H208ZM212 225H214V226H212ZM234 225V226H233ZM223 226V227H222ZM226 228H225V227ZM230 226V227H229ZM244 226V228H242V227ZM217 227V228H216ZM250 227V228H249ZM215 228V229H214ZM221 228H223V229H226V230H228V228H230V229H232V230H230V232H229V230H228V232H226V230L223 232V230L221 229ZM237 228V229H236ZM217 229V230H216ZM233 229L235 230V232L237 231L238 232V230L240 229V232H236L237 234H235V233H232L233 234V236H234V234H235V236L237 235V237H232L231 236V232L233 231ZM247 230V231H246ZM255 230V229H254ZM202 233H201V232ZM251 233V234H254L255 236H257V237H253V235H250L249 234V232ZM221 232V233H220ZM248 234H247V233ZM47 233V232H46ZM99 233H101V232H99ZM227 235L226 237H228L230 240L232 239L233 240V238L235 239V241L236 240H238V241H236V242H234V241H230V243L232 244V242H233V247H231L230 248V246H232V245H230L229 244V241H227V240H229L228 238H226V237H224L225 235ZM247 234V235H246ZM219 235V236H218ZM224 235V236H223ZM241 236V237H239V236ZM60 236V235H59ZM231 236V237H230ZM245 236L247 237H250L249 239H248V237L246 238V241H247V243H249L248 245H250V246H252L251 244L253 243V245L255 244V243H257V244H255L254 246H252V247H250L249 246V250H248V245L246 244V242H245ZM259 236V237H258ZM261 236V237H260ZM49 237V238H48ZM47 237V235L46 236H44V235H42L41 234V239L39 238V241H40V244L39 245H41V247H40V249H39V252H46L47 253V255L48 256H51V255H53L51 258H52V260H54L53 262L54 263H56V264H59V262H60V264H68V263H70V264H85V263H80L79 261L80 260H78V258H77V262L75 263L73 260L72 261H70V262H68L65 258H63L61 255H59V252L65 247H68L67 248V251L69 250V246H67L65 243H63L62 241H60V240H58L57 241V239H59L58 237L57 238H55L54 239V236H51V239H50V235ZM221 239H220V238ZM222 237H223V239H222ZM252 237H253V239H252ZM47 238V239H46ZM239 238V239H238ZM240 238H241V240H243V241H241L240 240ZM256 238H258L257 240H258V242H255L256 241ZM62 239H64V237L62 238ZM225 239V240H224ZM249 241H248V240ZM255 239V240H254ZM41 240H42V242H41ZM48 240H53V242H54V244L56 245V246H58V248H61V250L60 251H58L54 246L52 247V245H50L48 242ZM252 240H254V242H252ZM260 240V241H259ZM222 242V243H221ZM228 242V243H227ZM237 242H238V244H239V242H241L240 244H241V246H242V243L243 242H245L244 243V245L246 244V248L247 249H244V250H246L245 252H243L242 253V251H239V252H241L242 253V255H241V253H239V254H233V253H235L234 251H236L237 250V247H239V248H242L241 246H240V244L237 246V245H235V244H237ZM250 242H252V243H250ZM235 243V244H234ZM260 243V244H259ZM225 244H226V246L229 244L230 246H228L227 248H225ZM235 245V246H234ZM259 245H262V246H259ZM46 246H47V248H46ZM258 246V247H257ZM234 247H236V248H234ZM244 247V246H243ZM244 247V248H245ZM256 247V248H255ZM46 248V250L44 251V249ZM64 248V249H65ZM232 248H234V250L232 251V250H230V249H232ZM238 248V249H239ZM254 248V249H253ZM43 249V250H42ZM53 249V250H52ZM224 249H225V251H224ZM230 251H229V250ZM243 249V248H242ZM48 250V251H47ZM82 250V249H81ZM216 250V251H215ZM239 250H241V249H239ZM243 250V251H244ZM248 250V251H247ZM253 250H254V253H253ZM261 250V251H260ZM56 251V252H55ZM70 251V250H69ZM227 251V252H226ZM51 252V253H50ZM78 252L79 253H81L80 252V250H78ZM82 252H83V250H82ZM85 252L88 254L89 253V255L91 254V252L89 251V249H87V248H85ZM231 252V254H229ZM237 252V251H236ZM249 252V253H248ZM49 253V254H48ZM54 253H56V254H54ZM227 253V254H226ZM248 253V254H247ZM210 254V255H209ZM233 254V255H232ZM247 254V258H246V255ZM55 255L58 257H56V259H54L55 258ZM229 255L231 256V257H229ZM237 255V257L239 256V258H235V256ZM253 255V256H252ZM62 258H61V257ZM234 256V257H233ZM260 256V257H259ZM233 257V258H232ZM48 258H50V257H48ZM60 258H61V260H60ZM71 258V257H70ZM216 258V259H215ZM219 258V259H218ZM229 258V259H228ZM231 258V259H230ZM235 258V260H232V259H234ZM250 258L249 259H247L246 261H247V264H248V262L250 263V264H257V262L255 263V261L253 262V259L254 258H252V260H250ZM259 258V259H258ZM261 258V259H260ZM58 259H59V261H58ZM224 259V260H223ZM245 259V260H244ZM254 259V260H255ZM258 259V260H257ZM45 260V259H44ZM226 260L228 261V262H226ZM231 260V261H230ZM239 260H237V261H239ZM248 260H250V261H248ZM219 261V263H217ZM225 263H224V262ZM245 261V262H246ZM40 262H42V260H41V258H40ZM64 262V263H63ZM84 262V261H83ZM233 263H231V264H233ZM238 263V262H237ZM241 262L240 263H238V264H242ZM47 264H48V262H47ZM89 264V263H88ZM135 264V263H134ZM234 264H236V261H235V263Z\"/></svg>", "mask_w": 264, "mask_h": 264}, {"label": "water", "instance_id": "water-1", "mask_svg": "<svg viewBox=\"0 0 264 264\" xmlns=\"http://www.w3.org/2000/svg\"><path fill=\"white\" fill-rule=\"evenodd\" d=\"M107 12V11H106ZM115 19V18H114Z\"/></svg>", "mask_w": 264, "mask_h": 264}]
</instances>
